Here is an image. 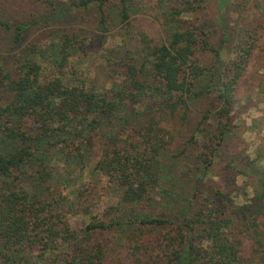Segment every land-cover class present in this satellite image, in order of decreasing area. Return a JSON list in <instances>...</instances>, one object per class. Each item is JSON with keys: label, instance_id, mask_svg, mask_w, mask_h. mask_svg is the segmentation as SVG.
<instances>
[{"label": "trees", "instance_id": "obj_1", "mask_svg": "<svg viewBox=\"0 0 264 264\" xmlns=\"http://www.w3.org/2000/svg\"><path fill=\"white\" fill-rule=\"evenodd\" d=\"M1 4L9 6L0 29L11 33L12 49L59 13L94 9L98 44L117 29L123 51L109 88L89 86L71 67L89 48L75 29H47L14 60L0 57V264H118L100 237L111 231L126 232L124 264H264V165L253 168V198L242 192V205L232 192L203 190L234 129L233 107L255 52L264 50V0ZM198 106L199 138L184 141ZM94 140L100 154L90 174L105 176L119 195L107 218H92L86 241L78 242L65 215H88L87 190L69 198L54 183L75 184L70 175L81 174ZM58 157L61 168L52 164ZM189 157L198 175L182 202L162 177L169 159ZM172 200L181 203L169 208Z\"/></svg>", "mask_w": 264, "mask_h": 264}, {"label": "rangeland", "instance_id": "obj_2", "mask_svg": "<svg viewBox=\"0 0 264 264\" xmlns=\"http://www.w3.org/2000/svg\"><path fill=\"white\" fill-rule=\"evenodd\" d=\"M0 8H4L0 10L1 14H7L9 6L1 4ZM31 8L33 6L29 3V12H36L35 8L33 10ZM94 14V9L77 11L72 14L59 13L45 24L29 29V32L22 38L21 44L13 49L11 33L0 29V57L6 56L10 60H14L22 46L44 38L48 32L47 29H75L86 38V44L89 48H87V54L82 58L81 63H76L75 59H71V67L81 72L80 78L84 79L89 86L109 88L113 82L112 66L117 62L116 58H119L120 53L123 51L118 49L122 45L121 34L123 32L117 29L112 31L99 45L98 39L95 38L97 21ZM232 16L234 17L231 18H237L236 15ZM138 24L145 26L147 21L142 19ZM234 24L235 22L232 23V25ZM151 30L157 32L158 28ZM261 44L264 48V40ZM226 52L229 54L231 50L226 49ZM249 73L248 79H246L247 83L242 85L233 107L234 129L232 134L212 160V165L203 185V190L207 191L206 193H211L215 189H220L225 193L232 192V199L238 205L245 203V198L241 195L242 192H245L246 200L253 198V189L251 188L253 168L264 165V50L262 47H259V51L255 52L254 62L249 67ZM201 110L199 106L191 110L188 124L182 135L184 141L190 140L191 136L199 138V135H194V131L199 120L203 117ZM90 145L91 151L89 154L91 156L87 159L81 174L72 173L70 175L75 184L71 185L70 188H65V183L61 180L57 184L54 183L56 191L61 192L64 196H69V198H71V192L77 189L85 190L86 188L87 190L88 195L84 206L88 208V215L82 212H72L65 215L70 229L79 234L78 242L86 241L83 230L92 218H107L106 215L109 214V209L115 206L119 195V191L115 190L105 176L90 174L99 158L100 144L97 140H94ZM192 160L193 163L196 162L193 157L186 160L180 158L177 161L169 159L164 167L162 177L164 186L167 188L174 186L175 190H179L181 195L178 199L182 202L193 195L194 179L198 175V172L190 166ZM52 164L61 168V158L54 159ZM60 174L62 173L60 172ZM234 186L237 187L236 190ZM180 203L172 200L169 208H174L175 205L178 206ZM146 209H143V212L149 214L156 215L161 212V209L157 208ZM100 237L105 240L108 251L115 256L118 264H124L126 250L123 248V242L126 232L111 231L108 234L100 235ZM92 244L93 242H91Z\"/></svg>", "mask_w": 264, "mask_h": 264}]
</instances>
